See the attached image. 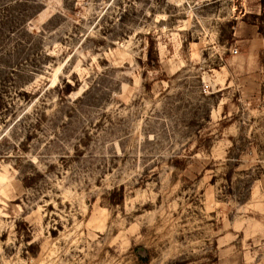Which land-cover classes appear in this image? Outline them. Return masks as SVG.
Segmentation results:
<instances>
[{"label":"rangeland","instance_id":"rangeland-1","mask_svg":"<svg viewBox=\"0 0 264 264\" xmlns=\"http://www.w3.org/2000/svg\"><path fill=\"white\" fill-rule=\"evenodd\" d=\"M0 264H264L261 0H0Z\"/></svg>","mask_w":264,"mask_h":264},{"label":"trees","instance_id":"trees-1","mask_svg":"<svg viewBox=\"0 0 264 264\" xmlns=\"http://www.w3.org/2000/svg\"><path fill=\"white\" fill-rule=\"evenodd\" d=\"M261 4H262L263 10H264V0H261Z\"/></svg>","mask_w":264,"mask_h":264},{"label":"built area","instance_id":"built-area-1","mask_svg":"<svg viewBox=\"0 0 264 264\" xmlns=\"http://www.w3.org/2000/svg\"><path fill=\"white\" fill-rule=\"evenodd\" d=\"M235 53H238V51H237V50H235Z\"/></svg>","mask_w":264,"mask_h":264}]
</instances>
